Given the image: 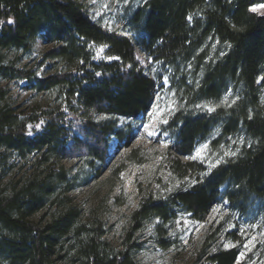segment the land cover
Segmentation results:
<instances>
[{
	"label": "trees",
	"instance_id": "16d2710c",
	"mask_svg": "<svg viewBox=\"0 0 264 264\" xmlns=\"http://www.w3.org/2000/svg\"><path fill=\"white\" fill-rule=\"evenodd\" d=\"M261 4L264 0H146L132 19L134 41L94 22L76 0H0V78L23 79L27 91L56 90L65 99L43 114L38 130L0 107V264H137L131 248L111 247L99 221L82 224L66 195L72 185L61 162L103 165L113 141L128 146L125 129L95 118L141 120L148 115L159 90L147 72L150 64L183 79L194 67L201 74L193 90L199 100L219 103L232 89L240 93L229 109L180 116L169 163L181 180L201 172L182 158L216 128L215 145L240 135L245 143L193 186L166 201L142 204L134 215L136 228L151 219L169 223L179 213L204 223L222 199L244 212L253 198H264V106L258 82L264 77V15L250 10ZM38 44L49 47L44 61L60 65L54 74L37 78L7 63L6 52H30ZM9 154L36 160L30 177L10 191L1 188ZM40 213L44 218L38 223ZM239 256L236 249L220 250L209 255L207 264H236Z\"/></svg>",
	"mask_w": 264,
	"mask_h": 264
},
{
	"label": "rangeland",
	"instance_id": "374dc122",
	"mask_svg": "<svg viewBox=\"0 0 264 264\" xmlns=\"http://www.w3.org/2000/svg\"><path fill=\"white\" fill-rule=\"evenodd\" d=\"M76 1L84 4L94 22L135 41L132 19L146 0ZM262 5L253 7L258 8L253 12L264 15V7H259ZM47 49L49 47L38 44L30 52L10 51L5 55L8 64L43 78L60 69V65L44 61ZM213 52L215 54L216 48ZM147 72L157 81L159 88L148 115L141 120L109 116L95 118L97 123H116L117 127L125 129L129 134L128 146L113 141L109 159L103 165L83 159L61 162L72 185L66 195L72 206L79 210L82 224L99 221L111 247L115 250L131 248L137 264H207L210 254L234 249L240 253L236 264H264V198H253L244 212L232 210L222 199L204 223L179 213L178 218L169 223L151 219L140 229L136 228L134 215L142 204L166 201L178 190L193 186L232 158L231 153L237 154L245 143V137L240 135L215 145L220 134L216 128L209 139L189 156L194 159L182 158L184 163L196 164V170L200 168L201 172L195 171L189 178L181 180L169 163V152L176 139L174 129L180 116L186 113L212 114L220 107L229 109L237 102L240 93L232 89L219 103L199 100L193 90H198L201 74L194 67L186 70V82L183 77H176L173 71L158 65L150 64ZM26 85L27 81L23 79L0 78V92L4 94L0 107L11 109L20 121H29L30 128L38 130L43 114L63 105L65 99L60 91H27ZM259 86L264 106V79L259 80ZM209 108L214 110L209 111ZM203 145H208L207 149L197 155ZM35 162L34 156L21 159L9 154L1 188L10 191L18 182L22 184L35 170ZM59 191L62 193L61 189ZM56 208L58 203L50 213ZM43 215L38 214L35 221L41 223ZM207 237L211 246L205 251Z\"/></svg>",
	"mask_w": 264,
	"mask_h": 264
},
{
	"label": "snow or ice",
	"instance_id": "6c2138e0",
	"mask_svg": "<svg viewBox=\"0 0 264 264\" xmlns=\"http://www.w3.org/2000/svg\"><path fill=\"white\" fill-rule=\"evenodd\" d=\"M259 7H264V5L259 6ZM250 10H251V11H257L258 8H252V9H250ZM189 19H191V16H189ZM8 22H9V23H12L11 20H9ZM228 46L230 47L231 45H228ZM100 51H103V49L101 48ZM97 75H100V74L97 73ZM260 79H264V77H261ZM258 82H259V81H258ZM224 102L227 103V100L225 99ZM208 110H209V111H213L214 109L209 108ZM154 111H155V109H154ZM165 122H166V121H165ZM151 134H152V133H150V135H151ZM207 147H208V145H203L202 148H201L200 150H198L197 155H200V153H201L204 149H207ZM231 154H232V155H235L236 153H231ZM189 158L194 159L195 157H189ZM210 167H211V165H210ZM226 247H227V245H226Z\"/></svg>",
	"mask_w": 264,
	"mask_h": 264
}]
</instances>
